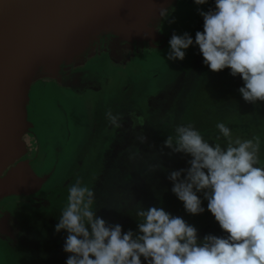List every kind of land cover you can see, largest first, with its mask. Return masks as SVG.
<instances>
[{"label": "rangeland", "instance_id": "obj_1", "mask_svg": "<svg viewBox=\"0 0 264 264\" xmlns=\"http://www.w3.org/2000/svg\"><path fill=\"white\" fill-rule=\"evenodd\" d=\"M214 6L215 0H208L204 5H197L194 0H180L175 13L166 19L164 28L166 32L169 30L180 35L188 32L195 39L196 32L203 31L204 25V19L197 9L208 11ZM173 19L174 22L170 23ZM169 50L167 44L159 50V54L150 58L141 57L129 69V65L126 68L104 67L109 70L108 73L116 75V80L120 81L121 78V84L114 78L110 79L108 90L101 92V97L92 104L55 86L37 94L36 108L33 105L30 118L42 145L44 168L53 170L52 176L42 187L50 194L52 207L34 213L27 203L23 211L15 212L14 219L19 220L21 229L24 228L27 233H22L21 237L8 234L9 239L6 240L10 243L0 238V264H66L70 255L64 251L67 232L62 230L57 233L55 225L67 202L68 187L77 177H81L83 183L94 190L97 214L109 223L121 224L125 232L137 230L136 211L142 206L163 207L194 225L198 234L206 224L219 225L207 209L208 201L202 193L198 195L203 200L205 211L197 215L186 212L183 202L171 191L173 183L167 176L172 170L189 167L187 161L191 157L183 153L168 155L171 150L166 147L164 153L160 154L161 145L167 136H175L178 125L191 123L205 140L226 147L227 138H220L219 141L209 135L219 131L216 127L218 122L226 125L241 122L248 124V127L231 131L233 140L237 137L242 140L259 138L258 166L264 167V102H246L238 91L244 85L243 79L232 76L229 68L212 71L204 64L198 45L190 46L182 61L168 60ZM111 69L122 71L113 72ZM155 73H159L157 81L153 78ZM126 78L134 79L137 92L158 86L159 94H162L165 90H172L177 80L183 82L184 91L179 98L167 99L168 105L164 109L159 107L152 116L148 96L126 94L129 90L125 87L129 82ZM134 94L138 98H128ZM121 102L124 107L119 105ZM109 109L114 115H129V118L121 120L124 128L131 125L127 130L136 129L143 123L138 128L146 131L148 143L141 144L133 136L127 148L138 153L136 159H128L122 151L108 155L111 149L107 147V142L114 129L120 128L107 126L106 112ZM93 121L97 122L94 137L90 136ZM135 132L132 130L130 136ZM153 144L155 147H150ZM122 150L126 148L122 147ZM152 164L163 167L153 172L149 170ZM141 259L143 261L144 258Z\"/></svg>", "mask_w": 264, "mask_h": 264}, {"label": "clouds", "instance_id": "obj_2", "mask_svg": "<svg viewBox=\"0 0 264 264\" xmlns=\"http://www.w3.org/2000/svg\"><path fill=\"white\" fill-rule=\"evenodd\" d=\"M194 2L204 5L208 0ZM197 11L204 19L203 31H197L195 39L188 32L174 33L167 59L182 61L186 50L198 45L212 71L229 68L232 76L243 79L238 91L246 102H264V0H215L208 11ZM169 15V9H160L163 19ZM106 118L109 124L122 126L121 114L109 109ZM216 127L227 138L226 147L205 140L189 123L178 125L174 137L167 136L160 154L166 147L171 150L168 155L191 157L189 167L169 172L171 191L193 215L205 211L198 195L202 193L225 235L207 234L201 239L194 225L157 206L138 207L137 230L125 232L121 224L97 214L94 190L77 177L68 187L67 202L55 225L57 233L67 232L66 264H264V167L258 166L259 138L233 140L224 122ZM134 138L148 143L144 132ZM137 155L130 151L129 159ZM162 167L152 164L149 170Z\"/></svg>", "mask_w": 264, "mask_h": 264}, {"label": "water", "instance_id": "obj_3", "mask_svg": "<svg viewBox=\"0 0 264 264\" xmlns=\"http://www.w3.org/2000/svg\"><path fill=\"white\" fill-rule=\"evenodd\" d=\"M179 0H0V209L34 194L40 145L30 119L37 94L51 86L84 95L102 87L98 69L126 68L163 49ZM105 65V66H104Z\"/></svg>", "mask_w": 264, "mask_h": 264}, {"label": "flooded vegetation", "instance_id": "obj_4", "mask_svg": "<svg viewBox=\"0 0 264 264\" xmlns=\"http://www.w3.org/2000/svg\"><path fill=\"white\" fill-rule=\"evenodd\" d=\"M179 4H180V0L177 3V8L179 7ZM165 22H166V19L163 22L162 30L167 36H172L174 34V32L173 31H169V30L166 32V30L164 28V23ZM158 52H159V50H156V51H153V52H149V53H142L141 55H139L136 58L134 63L129 65L128 69L131 68V66L133 64H137L141 57H143V58L149 57V56L154 57L155 55L159 54ZM108 71L109 70L104 69V68L98 69V79L101 80V83H102V87H100L98 90H93V91H91L89 93H86L84 95H79V94H76V93L71 92V91H67V92L72 93L73 95H75L78 98H81L82 100H85L89 104H92V103L96 102L97 101L96 99L101 97V92H103V91L105 92L106 91L105 89L108 88V85L111 83L110 79L114 78V80L116 82H119L121 84V78H120V81L116 80L117 79L116 75H114L113 73H112L113 75H111V73H108ZM112 71L113 72L114 71L120 72L122 70H112ZM114 76L116 77V79H115ZM158 77H159V73H155L153 75V78L155 79L154 81H157ZM126 79L129 80L127 85L125 84L126 85L125 87L127 89H129V90H127L126 94H128V93H130V94L131 93H135L136 94L137 93V94L141 95L142 97H145V95L148 96V99H149L148 104L151 105V107H152L151 110H153V111H151L152 116H154L153 113H155L157 110H159V107L161 109H164L168 105L169 101L167 99H170L171 97H172V99L179 98L183 94L182 91H184L183 90V86H184L183 82L180 81V80H177L175 82L172 90H165V92H163L162 94H159V87L158 86L157 87L156 86L152 87L153 89H147L145 92H141V91L137 92L136 89H138V87H136L134 79L133 78H126ZM61 90H63V89H61ZM135 94L133 96H128V98L135 97ZM135 98H138V97H135ZM34 102H35L34 105H35V108H36V102H37L36 98H35ZM116 104H117V102H115V105ZM119 105L124 107L123 102L119 103ZM169 106H171V105H169ZM158 115H159V113H158ZM124 118L125 119L129 118V115H126V113H125V116H122V119H124ZM94 121H95V119H94ZM94 121H93V128L90 131V136H92V137H94V134L96 132L95 131V129H96L95 124H97V122L94 123ZM120 123L123 125V126L120 127V128H122V132H121L120 128H115L114 131L112 132V136L110 138V139L113 138V141H110V139H109V141L107 142V147L108 148L110 147V149H111L110 152L108 153V155H110L111 152H115V153L117 152L118 153L119 151H122V152H124L125 156H127V158L129 159V152L130 151L127 150V148H128V146H130V144L133 141L131 137H133L136 134L142 132V130L139 129L138 127L141 128V125L143 126V123L141 122V124L139 126H137L136 129H132V130L136 131L132 136H130V133H131L132 130H127L126 129L127 127L131 128V125H126L125 128H124V122L120 121ZM34 126H35V124H34ZM107 126L110 127V128L112 127L111 124H108ZM35 133L37 135L36 126H35ZM144 133H146V131H144ZM70 135H71V132H70ZM146 135H148V134H146ZM37 137H38V141H39V145H40V159H39L38 163L35 165V169H36V172H38L40 174H47V175H49V178H50L52 176L53 170H46L44 168L43 154H42V145H41V142H40V139H39L38 135H37ZM92 137H89L88 139H90ZM122 147L126 148V150H122ZM54 171H55V169H54ZM49 195L50 194H48L46 191H44L41 188L38 191H36L34 194H32V195H30L28 197H24V198H14V197H12L9 200H6L3 203L2 208L0 209V238H2V240H4V241L10 243V241L6 240V238L9 239L7 237L8 234L11 235V236L14 235V237H21L22 233H27L24 230V228L21 229V227H20V225L18 223L19 220L18 219H14L15 212L17 213L18 210L23 211L22 209L24 208V206H26L27 203L30 206L29 208L32 209L31 212H34V213L37 210L42 209V208L50 209V207H52V204H51V200L49 199ZM46 196H47L48 199L46 198ZM46 217H49V216H46ZM50 217H52V216H50ZM5 224H6V227H4Z\"/></svg>", "mask_w": 264, "mask_h": 264}, {"label": "trees", "instance_id": "obj_5", "mask_svg": "<svg viewBox=\"0 0 264 264\" xmlns=\"http://www.w3.org/2000/svg\"><path fill=\"white\" fill-rule=\"evenodd\" d=\"M226 126H228L231 131H235V130H239L242 126L248 127V124L236 122V123L227 124ZM209 136L212 137L214 140H219V141L221 140L220 138H225L220 131L212 135L210 134ZM207 234H214L217 236L225 235L220 225L217 224H206L205 226L202 227L198 235L201 239H203V237Z\"/></svg>", "mask_w": 264, "mask_h": 264}]
</instances>
